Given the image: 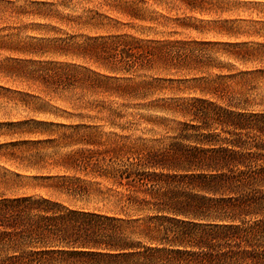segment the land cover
<instances>
[{
	"label": "trees",
	"instance_id": "obj_1",
	"mask_svg": "<svg viewBox=\"0 0 264 264\" xmlns=\"http://www.w3.org/2000/svg\"><path fill=\"white\" fill-rule=\"evenodd\" d=\"M122 9L145 21L136 3ZM133 45L137 62L220 74L195 79L199 96L156 108L185 118L167 145L122 138L67 155L73 175L49 177L57 198L21 193L0 173V264H264V110H251V100L228 94L222 81L250 73L216 66L205 49L242 44L122 38L115 55L125 65ZM240 52L229 55L240 60Z\"/></svg>",
	"mask_w": 264,
	"mask_h": 264
},
{
	"label": "rangeland",
	"instance_id": "obj_2",
	"mask_svg": "<svg viewBox=\"0 0 264 264\" xmlns=\"http://www.w3.org/2000/svg\"><path fill=\"white\" fill-rule=\"evenodd\" d=\"M132 2L145 21L124 13ZM189 2L193 8L178 0H0V173L18 181L21 193L57 198L49 177L73 175L65 170L72 164L67 155L104 150L122 138L154 147L171 141L185 118L156 108L199 96L195 79L220 70L137 62L136 45L127 47L125 65L115 55L122 38L242 44L205 49L216 66L250 73L222 81L228 94L249 98L251 110H264V0ZM235 50L240 60L229 55ZM148 82L161 90L136 88Z\"/></svg>",
	"mask_w": 264,
	"mask_h": 264
}]
</instances>
